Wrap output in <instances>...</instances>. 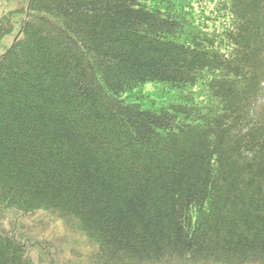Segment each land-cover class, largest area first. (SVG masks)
<instances>
[{"label":"trees","instance_id":"obj_1","mask_svg":"<svg viewBox=\"0 0 264 264\" xmlns=\"http://www.w3.org/2000/svg\"><path fill=\"white\" fill-rule=\"evenodd\" d=\"M19 20L0 211L58 216L88 264H264V0H0V42Z\"/></svg>","mask_w":264,"mask_h":264},{"label":"rangeland","instance_id":"obj_2","mask_svg":"<svg viewBox=\"0 0 264 264\" xmlns=\"http://www.w3.org/2000/svg\"><path fill=\"white\" fill-rule=\"evenodd\" d=\"M15 7L16 4H10L8 10ZM19 24L20 20L16 31L0 42V56L16 39ZM4 228L12 229L26 242L31 264H88L86 257L93 249L84 233L70 227L58 216L44 211L29 214L13 210L0 211V229Z\"/></svg>","mask_w":264,"mask_h":264}]
</instances>
